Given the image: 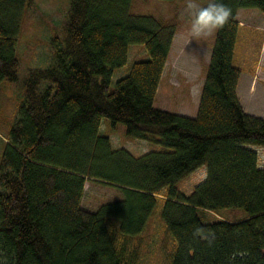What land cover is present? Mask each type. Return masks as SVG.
<instances>
[{
  "label": "trees",
  "instance_id": "16d2710c",
  "mask_svg": "<svg viewBox=\"0 0 264 264\" xmlns=\"http://www.w3.org/2000/svg\"><path fill=\"white\" fill-rule=\"evenodd\" d=\"M30 0H0V82L16 80L18 37ZM132 0H70L53 63L32 68L0 162V264H133L117 245L141 233L155 206L176 241L173 264H264V167L250 144L264 145V117L247 113L234 51L241 7L264 0H223L232 9L217 29L195 117L154 105L176 26L131 12ZM131 43L149 58L126 65ZM103 117L132 137L162 146L142 155L113 148ZM206 179L185 195L180 179L202 164ZM86 181L121 197L82 206ZM246 216H214L226 208ZM199 229V233H197Z\"/></svg>",
  "mask_w": 264,
  "mask_h": 264
},
{
  "label": "rangeland",
  "instance_id": "374dc122",
  "mask_svg": "<svg viewBox=\"0 0 264 264\" xmlns=\"http://www.w3.org/2000/svg\"><path fill=\"white\" fill-rule=\"evenodd\" d=\"M30 1V6L27 7L22 18L17 43V54L20 59L18 78L0 82V162L25 97L29 71L32 68H44L53 63L50 42L54 36L62 38L70 3V0ZM186 2L187 0H132L131 12L153 15L175 24L176 33L167 59L166 72L157 90L154 105L157 108L195 117L199 110L217 30L207 37L192 38L191 18L182 14ZM194 2L197 5H206L209 0H194ZM237 19L243 21L237 34L238 55L243 51L242 39H247L249 34L247 31L252 32V36L248 38L246 61L243 62L239 58L237 60L238 63L243 62V65L239 66L241 72L237 92L247 113L264 117L262 84L259 83L255 85L256 87L251 85L255 71L258 72L264 68V53L260 52L264 38V12L255 7H241L237 12ZM149 56V51L144 44L131 43L128 47L126 65L116 68L112 74L111 89L115 88L120 78L129 73L133 63L146 60ZM258 63L259 66H257ZM234 64L238 65L236 59ZM251 86H253L252 89ZM99 132L110 138L113 148L124 147L137 156L162 148L159 144L132 137L127 133L124 122L114 123L108 117L102 118ZM249 146L257 151L259 165L264 167V145L250 144ZM207 173V164H202L178 181V189L185 195L191 194L195 186L206 179ZM120 197V192L112 185L86 181L82 206L93 210L103 203ZM161 211L162 201H159L147 220L144 230L128 238L117 231L116 222L110 223V228L117 234V245L123 251L126 260L132 259L133 264H173L176 241ZM212 214L209 215V219L217 216L235 220L246 216V211L240 207H231L221 210L220 214L215 212Z\"/></svg>",
  "mask_w": 264,
  "mask_h": 264
},
{
  "label": "clouds",
  "instance_id": "9594fccd",
  "mask_svg": "<svg viewBox=\"0 0 264 264\" xmlns=\"http://www.w3.org/2000/svg\"><path fill=\"white\" fill-rule=\"evenodd\" d=\"M191 18L190 33L192 38L207 37L214 30L229 23L232 9L223 0H209L206 5H197L194 0H187L183 13ZM199 233V229L196 230Z\"/></svg>",
  "mask_w": 264,
  "mask_h": 264
},
{
  "label": "crops",
  "instance_id": "0c3cea01",
  "mask_svg": "<svg viewBox=\"0 0 264 264\" xmlns=\"http://www.w3.org/2000/svg\"><path fill=\"white\" fill-rule=\"evenodd\" d=\"M239 22H240V27L242 26V24H243V21L242 20H239ZM247 33H249L248 34V36L246 37L247 39L245 40V39H242V46H243V51L241 52V54H239L238 55V48H237V52H236V45H235V51H234V60L236 59V63L238 64V65H236V66H242L243 65V62H245L246 61V57H247V53H248V46H249V41H248V38L249 37H251L252 35H251V31L250 32H248L247 31ZM244 35V34H243ZM245 35H246V33H245ZM240 38H242V36H239ZM237 39H238V37H237ZM240 41H241V39H240ZM239 41V42H240ZM247 42H248V44H247ZM236 44H237V40H236ZM240 44V43H239ZM239 46V45H238ZM247 47V48H246ZM261 54L262 53H264V38H263V41H262V44H261ZM242 59H241V58ZM176 58V57H175ZM238 58L241 60V61H243V62H241V63H238L237 62V60H238ZM167 64H168V62L166 63V65H165V67H164V70H163V73H162V76H161V80H160V84H161V81L164 79V75H165V72H166V67H167ZM257 66H259V63L257 64ZM263 65H261V67H262ZM240 68V67H239ZM257 69V68H256ZM240 71H241V68H240ZM259 83H261L262 84V89H263V91H264V68L262 69H260L258 72L257 71H255V73H254V75H253V77H252V80H251V85L253 84V86H257ZM160 84H159V87H160ZM253 86H251V89H252V87ZM255 86V87H256ZM256 90V89H255ZM240 98V97H239Z\"/></svg>",
  "mask_w": 264,
  "mask_h": 264
}]
</instances>
